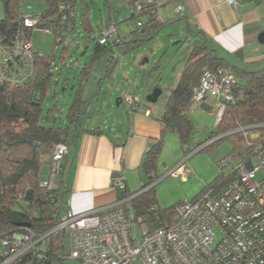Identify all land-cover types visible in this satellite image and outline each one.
<instances>
[{"label":"trees","instance_id":"16d2710c","mask_svg":"<svg viewBox=\"0 0 264 264\" xmlns=\"http://www.w3.org/2000/svg\"><path fill=\"white\" fill-rule=\"evenodd\" d=\"M45 1L47 8L40 13L37 27L52 29L55 35L59 29L62 33L65 29L72 31L76 21L74 8L78 0ZM128 1L133 8L131 18L135 22V30L122 38L117 34L113 42L106 44L98 43L102 30L99 31L96 38H92L96 44L91 56V64L102 62L106 73H109V68L113 65L115 47L124 46L126 50L130 51L138 49L142 43L151 40L165 25H159L157 22L160 5L156 0ZM182 1L169 0L167 3H183ZM137 2L143 5L138 16L134 12ZM61 3L66 5L62 11L57 7ZM1 4L3 18L0 20V33L2 39L7 40L14 31L18 30L15 23L21 10L19 0H1ZM63 16L65 19L62 22ZM137 21H140L141 25H138ZM62 33L59 35L62 36ZM88 33L91 35L92 31L90 30ZM40 53L42 58L37 61L36 76L30 85L11 87L0 83V239L15 233H24L28 229L36 233L46 232L57 224L60 215L65 210L64 196L67 191V173L63 161L69 152L73 154L80 133H102L96 128H85L82 123V117L85 116L91 104V102L87 103L82 99L85 83L92 70L91 64H86L83 69H80L76 77L81 82V88L68 108L64 125L60 127L49 125L56 120L54 116L56 108L53 106L44 116L43 107L58 67L53 58ZM185 61V66L176 85L164 100L163 114L160 118L162 134L145 154L142 164L145 182L142 189L158 179L155 174L156 164L163 146L165 132L172 131L178 136L182 150H184V145L190 147V134L193 125L188 117L189 100L193 89L198 86L205 68L213 70L227 68L233 75L231 88L233 102L226 105L221 119L216 124V132L211 138L238 127H259L256 131L261 134L264 131V127H260L264 126V65L261 68L233 65L211 48L205 40L193 43L192 48L187 52ZM232 136L237 135L222 137L201 151L214 147ZM57 144L66 146L68 152L59 168L58 187L49 189L38 182V174L41 164L44 163V158L49 164L52 150ZM255 144L256 141H253L251 145L245 144L242 140L237 141L234 143L235 151L231 155L236 157L242 152L249 154L253 151ZM226 176L228 175H223V173L218 175L212 183L204 186L203 191L217 183H222ZM156 185L141 193H132L127 189L117 192V199L131 197L126 205L132 208L135 216L141 219L150 232L164 223L170 224L174 221V207L177 204L170 208H161L156 197ZM203 191L199 192L196 197ZM64 244L65 235L62 232L57 233L50 237L48 249L42 253V258L29 254L12 264L27 262L64 264L66 259L62 258L65 251ZM0 248L2 249L1 264L4 260L1 244Z\"/></svg>","mask_w":264,"mask_h":264},{"label":"built area","instance_id":"2783aa9c","mask_svg":"<svg viewBox=\"0 0 264 264\" xmlns=\"http://www.w3.org/2000/svg\"><path fill=\"white\" fill-rule=\"evenodd\" d=\"M225 1L236 6L239 0ZM22 4L23 0H19L20 8ZM57 7L62 11L66 5L61 3ZM142 7L140 2L136 3L137 16ZM173 11L183 16V3H175ZM64 19L63 16L62 22ZM39 20L40 14L23 17L21 13L15 23L18 30L9 39L3 40L0 33V83L20 87L34 80L35 58L42 55L35 51L30 36L33 29H43L37 27ZM157 22L165 24L161 15H157ZM59 33H62L60 29L55 38L60 41ZM116 36L113 24L101 31L98 43L112 42ZM232 85L233 75L229 69L205 68L198 86L192 91L188 109L193 110L207 98H213L218 123L226 105L233 102ZM139 101L133 94L121 96L128 110H135ZM258 128L238 127L194 148L184 145L182 161L166 174V177L183 182L189 174L185 167L187 160L214 141L230 135L241 136L247 145L256 141L251 153L242 152L221 160L218 167L222 173L232 166L222 183L227 182L206 188L192 200L177 203L172 223H164L150 232L126 205L131 197L79 214L65 205L57 224L50 230L36 233L28 229L1 238L4 257L1 264H12L29 254L42 258L50 237L61 232L68 246L67 257L63 254L62 258L76 260L79 264H131L136 258L142 264H264V131L261 134L256 131ZM67 152L63 144L54 146L48 164L49 180L42 182L44 187H58L59 168ZM236 158L239 164L234 166ZM156 181L137 193L156 185ZM114 187L117 192L126 189L121 180Z\"/></svg>","mask_w":264,"mask_h":264},{"label":"rangeland","instance_id":"374dc122","mask_svg":"<svg viewBox=\"0 0 264 264\" xmlns=\"http://www.w3.org/2000/svg\"><path fill=\"white\" fill-rule=\"evenodd\" d=\"M162 1L166 0H156L158 4ZM46 8L45 0H23L20 10L23 17H34ZM74 9L75 28L72 31L65 29L60 36L61 42L55 38L52 29L35 28L30 36L35 51L53 58L58 67L43 107L44 116L50 108L53 106L56 108L54 114L56 120L49 125L58 127L64 125L68 108L81 88V82L76 79L80 69L92 63L91 56L96 44L92 38H96L99 31L113 24L116 34L121 38L136 28L131 18L133 8L128 0H78ZM175 15L172 14V17ZM2 18L3 10L0 2V20ZM179 26L181 21L176 18L174 22L164 25L151 40L132 51L126 50L124 46L115 47L114 62L109 68V73H106L102 62L91 64L92 70L88 81L86 83L85 80L83 81L86 85L82 99L87 103L91 102L87 113L82 117L83 125L92 127L101 124L106 134L112 135L110 127L126 122L127 107L125 103L119 101L123 94H137L147 103L146 96L153 89L159 88L162 90V95L158 101L147 104L164 106V100L176 85L177 74L183 70L187 52L194 43V37L187 28L184 25ZM90 30L91 35L88 33ZM39 59L35 58L36 66ZM207 101L212 102L213 98H208ZM188 117L193 125L190 148L211 140V136L216 132V114L209 115L204 110L193 109L188 111ZM165 135L156 164L158 177L156 189L168 194L164 204L161 202V208L164 209L195 198V195L203 191L204 186L212 183L218 175H222L218 163L235 151L234 143L244 141L241 136H232L192 156L185 166L189 171L187 181L181 182L165 176L172 166L175 167L182 161L184 154L178 136L172 131L166 132ZM43 161L38 174L40 183L48 181L50 173L47 159L44 158ZM237 164L239 159L236 158L233 165ZM253 164L256 165L257 162L253 160ZM231 167L224 169L223 173L227 175ZM54 181L55 178L52 182ZM137 234L140 237L139 230ZM64 246V255L67 256L66 239ZM1 254L0 248V256ZM64 264H79V262L66 258ZM131 264L142 263L136 258Z\"/></svg>","mask_w":264,"mask_h":264},{"label":"crops","instance_id":"0c3cea01","mask_svg":"<svg viewBox=\"0 0 264 264\" xmlns=\"http://www.w3.org/2000/svg\"><path fill=\"white\" fill-rule=\"evenodd\" d=\"M167 1L159 3L158 11L165 25L178 18L181 26L192 34L194 42L205 40L233 65L250 68L264 65V44L258 42V36L264 33V0H239L236 6H230L225 0H183L181 17H172L174 3ZM179 76L178 73L176 83ZM135 95L140 100L138 107L127 109L125 123L110 127L113 136L107 135L101 124L84 125L102 133H80L73 154L69 152L63 161L67 173L64 200L73 213L114 205L117 200L114 184L119 180L129 192L137 193L142 189L145 182L142 164L146 152L162 134L163 107L150 106ZM207 99L194 109L215 115V100L208 102ZM157 190L161 207L168 194Z\"/></svg>","mask_w":264,"mask_h":264},{"label":"water","instance_id":"95a60500","mask_svg":"<svg viewBox=\"0 0 264 264\" xmlns=\"http://www.w3.org/2000/svg\"><path fill=\"white\" fill-rule=\"evenodd\" d=\"M258 42L261 43V44H264V33H261L259 36H258ZM162 95V90L159 89V88H155L153 89V91L151 93H149L145 100L147 103L149 104H154L157 102L158 98ZM59 177V176H58Z\"/></svg>","mask_w":264,"mask_h":264},{"label":"clouds","instance_id":"9594fccd","mask_svg":"<svg viewBox=\"0 0 264 264\" xmlns=\"http://www.w3.org/2000/svg\"><path fill=\"white\" fill-rule=\"evenodd\" d=\"M217 124V123H216ZM212 139V138H211ZM58 175H59V173H58ZM60 177V176H59Z\"/></svg>","mask_w":264,"mask_h":264}]
</instances>
